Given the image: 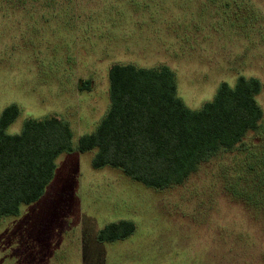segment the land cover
Segmentation results:
<instances>
[{"label": "rangeland", "instance_id": "1", "mask_svg": "<svg viewBox=\"0 0 264 264\" xmlns=\"http://www.w3.org/2000/svg\"><path fill=\"white\" fill-rule=\"evenodd\" d=\"M113 64L168 66L193 110L221 82L256 77L260 129L165 189L93 168L95 149L76 148L109 110ZM10 104L20 112L7 133L56 116L72 151L36 201L0 219V264H264V0H0V113ZM121 220L131 235L97 240Z\"/></svg>", "mask_w": 264, "mask_h": 264}, {"label": "trees", "instance_id": "2", "mask_svg": "<svg viewBox=\"0 0 264 264\" xmlns=\"http://www.w3.org/2000/svg\"><path fill=\"white\" fill-rule=\"evenodd\" d=\"M108 79L109 110L94 132L79 138L76 149L81 153L95 149L93 168L118 169L149 188L182 183L201 162L259 130L263 119L257 101L262 84L256 77L240 75L233 86L221 82L212 100L197 110L177 97L168 66L113 64ZM88 83H81L80 89ZM19 112L10 104L0 113V219L36 201L53 177L56 158L72 151L71 129L56 116L27 119L20 133H7ZM261 152L264 160V148ZM248 168L254 171V166ZM260 175L257 190L264 206V167ZM249 197L252 201L255 196ZM134 230L131 221L112 222L99 230L97 240H121Z\"/></svg>", "mask_w": 264, "mask_h": 264}]
</instances>
